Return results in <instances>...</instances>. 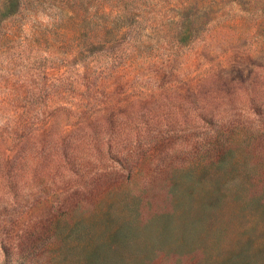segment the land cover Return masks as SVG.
<instances>
[{"label":"rangeland","instance_id":"rangeland-1","mask_svg":"<svg viewBox=\"0 0 264 264\" xmlns=\"http://www.w3.org/2000/svg\"><path fill=\"white\" fill-rule=\"evenodd\" d=\"M244 250L264 256V0H0V264Z\"/></svg>","mask_w":264,"mask_h":264},{"label":"trees","instance_id":"trees-1","mask_svg":"<svg viewBox=\"0 0 264 264\" xmlns=\"http://www.w3.org/2000/svg\"><path fill=\"white\" fill-rule=\"evenodd\" d=\"M251 204H255L257 207L260 206L259 203L255 200L251 201ZM251 204H249V205L246 204V207L248 208ZM218 205L221 206V205H223V203L222 204L218 203ZM209 215H210V217H213V214L211 215V213H209ZM253 228H256V227L253 226ZM224 229L225 228H222L221 229L222 231H220L218 233L219 234L225 233L226 230H224ZM191 233H189V236L192 238L190 243H197L198 244L202 241V237H203L202 235L205 232L201 235V238L199 237L200 240H199V238L196 239L198 237L196 233H193V232H191ZM215 233L216 232L211 233L210 235H214ZM197 244H193L191 246H193V248H194V247H196ZM237 256H238L237 257V261H238L237 264H264L263 250H259V251H255V252H252L251 250L250 251L244 250V251H240Z\"/></svg>","mask_w":264,"mask_h":264}]
</instances>
